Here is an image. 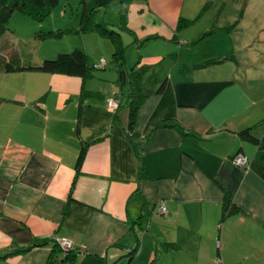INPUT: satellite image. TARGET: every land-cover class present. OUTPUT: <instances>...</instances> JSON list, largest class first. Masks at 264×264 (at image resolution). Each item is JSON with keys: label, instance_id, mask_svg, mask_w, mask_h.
I'll return each instance as SVG.
<instances>
[{"label": "crops", "instance_id": "1", "mask_svg": "<svg viewBox=\"0 0 264 264\" xmlns=\"http://www.w3.org/2000/svg\"><path fill=\"white\" fill-rule=\"evenodd\" d=\"M132 1L122 35L133 47L122 72L150 69L133 142L130 110L107 109L129 89L107 56L111 41L81 33L79 16L41 25L73 31L41 55L56 37L35 38V22L13 14L34 30L27 39L3 36L23 64L79 48L105 68L85 79L0 73V264H59L63 254L50 263V239L73 244L72 264H264V149L240 137L250 127L264 133V74L237 56L234 29L198 21L205 8L194 15L185 0ZM106 9L99 20L118 26L119 3ZM97 136L76 168L82 143ZM237 153L245 167L234 164ZM226 195L237 210L223 220Z\"/></svg>", "mask_w": 264, "mask_h": 264}, {"label": "trees", "instance_id": "2", "mask_svg": "<svg viewBox=\"0 0 264 264\" xmlns=\"http://www.w3.org/2000/svg\"><path fill=\"white\" fill-rule=\"evenodd\" d=\"M112 0H80L79 4L81 7V15L79 18V31L81 33H88L90 31L95 30L98 34L105 36L108 38L113 44V53H112V62L113 68L120 72V74L126 75L127 84H128V92L125 94L124 101H120L118 98H110L119 101V105L114 113V116L118 113L122 108H128L130 110V121L128 123L127 136L134 141L137 132L133 130V118L136 112V109L140 107L142 103H144L148 96L144 92L143 81L146 73L150 71L149 68L143 66L134 65L131 69L126 72H122V69L125 65L126 59V48L122 41V33L125 30L123 27L124 21L127 14V8L129 6L130 0H118L119 3V15L121 17V22L118 26H112L107 24L106 22L97 19V14L101 9H106L109 7ZM59 4V0H0V42H3L4 45H1L6 48H10L13 51H10V54L4 55L3 47L0 48V73L2 72H11L16 70H26V69H35L38 71L49 72V73H61L70 76H78L82 79H85L89 76L94 75V71H96L100 66L92 59L88 57V55L79 48H76L72 51L59 53L55 57L50 59H44L41 63L30 65L23 64L24 61L20 60V55L15 53V46L12 43L10 37H5L6 32L9 31V21L13 14L20 13L30 19H33L37 22L43 21L51 12L54 10ZM204 11V10H203ZM201 12V14L203 13ZM198 17V16H197ZM193 21V20H191ZM190 20L182 19V23L187 24L191 22ZM195 21V20H194ZM40 24V23H39ZM38 24V25H39ZM36 26L35 29V38L44 39L47 37H60L64 33L73 32L71 30H51L44 29L41 25ZM38 27V29H37ZM129 34L131 32H128ZM208 34V33H206ZM205 34V35H206ZM0 46V47H1ZM8 55V56H7ZM101 64V63H100ZM103 64V63H102ZM100 68H105V65ZM125 71V70H123ZM123 77L121 78V81ZM164 83L160 85L158 92L163 89ZM88 96H101L97 92H86ZM107 100V102L109 101ZM108 109V108H107ZM261 124L264 126V119L261 121ZM252 127L243 130L240 132V137L242 139H246L251 143L255 144L261 149H264V133L260 138L255 137L252 132ZM100 136L96 138H91L90 141H85L82 143V148L80 154L77 159L76 168L79 167L80 162L82 161L85 151L91 143L95 142ZM237 153L232 157V160L235 159ZM237 210V205L233 202L232 197L226 195L225 204L222 212V219L228 215L233 214ZM47 241V240H46ZM42 243V242H41ZM49 244L52 246L50 263L55 262L57 258H60L59 255L63 254L64 257L60 258L59 264H72L76 258L77 251L74 249L73 244L71 249H64L60 245V241H55L50 239ZM168 244H166L167 247ZM31 248V246H29ZM169 247V245H168ZM29 249V248H28ZM136 248L131 249L129 253L126 255L128 259H131L136 253ZM58 254V256H57ZM155 258L151 264H155ZM217 264H222L220 261Z\"/></svg>", "mask_w": 264, "mask_h": 264}, {"label": "rangeland", "instance_id": "3", "mask_svg": "<svg viewBox=\"0 0 264 264\" xmlns=\"http://www.w3.org/2000/svg\"><path fill=\"white\" fill-rule=\"evenodd\" d=\"M141 1L142 0H134L132 2L138 4L139 6ZM79 2L80 0H59L58 6L48 15L49 17L47 16V19L45 18L41 22H37L33 19H25L27 20L25 22H35L36 26L40 23L39 25H44V27H49V24H53L54 22L61 24L62 21H73L74 23H78V18L81 15V7ZM185 4L189 11L188 13H192L194 15H198L201 9L205 8L203 13L198 16L200 17V20H198L200 23H207L208 21L217 22L218 24H226L230 27V29H234V32L238 34L237 38L240 40V43L236 44V47L238 48L237 56H245L248 59L247 62L253 68H249V70L259 71L264 74V0H185ZM117 5L118 0H112L107 9L109 10L111 7ZM59 9L66 10V18L58 17V15L61 14L58 13ZM96 17L97 19H102V12H98ZM25 24L23 21H20L17 16H11L8 24V33L13 35L15 38L27 39V37H31L32 33H34V30H32V28L28 29L30 25ZM70 33L71 32H66L61 37L47 39L45 42L52 43H45L44 49L41 50L42 52L40 51L41 55L45 53L47 48L53 47L55 42H61L68 38V35H71ZM124 37L125 41L127 39V42L122 40L127 46L126 55H130L127 54V50L128 48L131 50L133 45L130 44L131 40L127 34H123L122 38ZM6 50V54L9 55L10 48L8 47ZM112 53L113 48L107 51V56L111 58ZM136 55V51L133 49L132 57L135 59ZM42 59L50 58L42 57Z\"/></svg>", "mask_w": 264, "mask_h": 264}, {"label": "built area", "instance_id": "4", "mask_svg": "<svg viewBox=\"0 0 264 264\" xmlns=\"http://www.w3.org/2000/svg\"><path fill=\"white\" fill-rule=\"evenodd\" d=\"M100 66L102 67L103 64L101 63ZM118 105H119V101L118 100L111 99V100H109L107 102V108L111 112L116 111L117 108H118ZM233 162H234V164H236L237 166H240V167H245L246 164H247V160H246V158L242 154L237 155L235 157V159H233ZM160 211L162 213H166V208H165V205L164 204H162L160 206ZM71 244L72 243L68 242L65 239H62L60 241V245L62 246V248L66 249V250L72 248V245Z\"/></svg>", "mask_w": 264, "mask_h": 264}, {"label": "clouds", "instance_id": "5", "mask_svg": "<svg viewBox=\"0 0 264 264\" xmlns=\"http://www.w3.org/2000/svg\"><path fill=\"white\" fill-rule=\"evenodd\" d=\"M240 167V166H239ZM161 212V211H160ZM163 214H165V213H163Z\"/></svg>", "mask_w": 264, "mask_h": 264}]
</instances>
